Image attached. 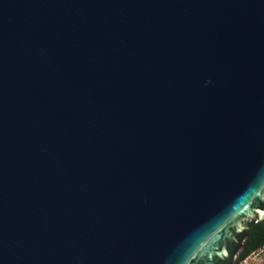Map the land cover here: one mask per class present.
I'll list each match as a JSON object with an SVG mask.
<instances>
[{
	"label": "water",
	"instance_id": "95a60500",
	"mask_svg": "<svg viewBox=\"0 0 264 264\" xmlns=\"http://www.w3.org/2000/svg\"><path fill=\"white\" fill-rule=\"evenodd\" d=\"M264 221V0H0V264H237Z\"/></svg>",
	"mask_w": 264,
	"mask_h": 264
},
{
	"label": "trees",
	"instance_id": "16d2710c",
	"mask_svg": "<svg viewBox=\"0 0 264 264\" xmlns=\"http://www.w3.org/2000/svg\"><path fill=\"white\" fill-rule=\"evenodd\" d=\"M250 228L249 236L244 246V253L239 257L237 264L250 257L252 254L258 253L264 246V221L258 222L256 219L250 220L244 224ZM264 259V254L261 255Z\"/></svg>",
	"mask_w": 264,
	"mask_h": 264
},
{
	"label": "built area",
	"instance_id": "2783aa9c",
	"mask_svg": "<svg viewBox=\"0 0 264 264\" xmlns=\"http://www.w3.org/2000/svg\"><path fill=\"white\" fill-rule=\"evenodd\" d=\"M262 254H264V246L258 253L252 254L250 257L246 258L245 260H243L239 264H250L251 262L264 264V259L261 258Z\"/></svg>",
	"mask_w": 264,
	"mask_h": 264
},
{
	"label": "rangeland",
	"instance_id": "374dc122",
	"mask_svg": "<svg viewBox=\"0 0 264 264\" xmlns=\"http://www.w3.org/2000/svg\"><path fill=\"white\" fill-rule=\"evenodd\" d=\"M250 264H260V263H252V262H251Z\"/></svg>",
	"mask_w": 264,
	"mask_h": 264
}]
</instances>
